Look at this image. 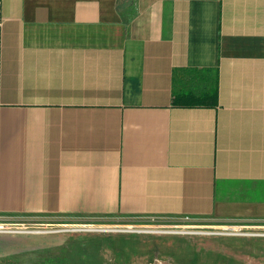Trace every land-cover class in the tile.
<instances>
[{"label":"crops","instance_id":"1","mask_svg":"<svg viewBox=\"0 0 264 264\" xmlns=\"http://www.w3.org/2000/svg\"><path fill=\"white\" fill-rule=\"evenodd\" d=\"M0 13V216L264 223V0ZM184 70L215 72L214 107L172 104Z\"/></svg>","mask_w":264,"mask_h":264},{"label":"rangeland","instance_id":"2","mask_svg":"<svg viewBox=\"0 0 264 264\" xmlns=\"http://www.w3.org/2000/svg\"><path fill=\"white\" fill-rule=\"evenodd\" d=\"M183 75L181 85L201 81ZM0 264H264V223L199 217L0 216Z\"/></svg>","mask_w":264,"mask_h":264},{"label":"trees","instance_id":"3","mask_svg":"<svg viewBox=\"0 0 264 264\" xmlns=\"http://www.w3.org/2000/svg\"><path fill=\"white\" fill-rule=\"evenodd\" d=\"M180 71L179 73H181ZM183 72L199 73L198 70H184ZM207 72V70H206ZM177 71L174 72L172 104L181 107H214L217 103V76L215 72H211V77L203 81V91L195 93L193 89L181 85L184 79L181 74L176 78Z\"/></svg>","mask_w":264,"mask_h":264},{"label":"built area","instance_id":"4","mask_svg":"<svg viewBox=\"0 0 264 264\" xmlns=\"http://www.w3.org/2000/svg\"><path fill=\"white\" fill-rule=\"evenodd\" d=\"M0 27H1V13H0Z\"/></svg>","mask_w":264,"mask_h":264}]
</instances>
